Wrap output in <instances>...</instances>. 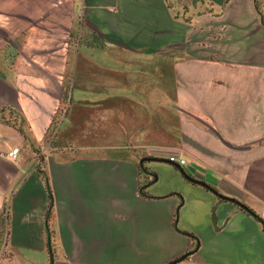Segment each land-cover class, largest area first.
Wrapping results in <instances>:
<instances>
[{
  "label": "crops",
  "instance_id": "obj_1",
  "mask_svg": "<svg viewBox=\"0 0 264 264\" xmlns=\"http://www.w3.org/2000/svg\"><path fill=\"white\" fill-rule=\"evenodd\" d=\"M179 1L0 0V264H49L48 233L53 264H163L180 231L175 264H264L262 224L171 164L138 191L173 156L264 222V0Z\"/></svg>",
  "mask_w": 264,
  "mask_h": 264
},
{
  "label": "water",
  "instance_id": "obj_2",
  "mask_svg": "<svg viewBox=\"0 0 264 264\" xmlns=\"http://www.w3.org/2000/svg\"><path fill=\"white\" fill-rule=\"evenodd\" d=\"M147 161H162V162H166L171 164L176 170L179 171V173L182 175V177L184 179H186L187 181L200 185L204 188H206L207 190H209L210 192H212L214 195H216L219 199L222 200H226L229 202H232L234 204H236L237 206H239L241 209L245 210L246 212H248L251 215H255L254 212L248 208L246 205H244L242 202H240L239 200L234 199L233 197H230L228 195L222 194L220 192H218L217 190H215L212 186H210L208 183H206L204 180L195 178L193 176H191L190 174L186 173L185 170L183 169L182 165H180L178 162L176 161H170L168 158H164V157H155V156H142L140 158H138V162H147ZM46 242H47V250H48V262L49 264H53V256H52V251H51V247L49 244V236L48 234L46 235ZM193 252V250H187L185 252H183L182 254L176 256L175 258L163 263V264H175L181 260H183L184 258H186L188 255H190Z\"/></svg>",
  "mask_w": 264,
  "mask_h": 264
},
{
  "label": "trees",
  "instance_id": "obj_3",
  "mask_svg": "<svg viewBox=\"0 0 264 264\" xmlns=\"http://www.w3.org/2000/svg\"><path fill=\"white\" fill-rule=\"evenodd\" d=\"M143 163L145 162L139 163L137 161L138 172L140 175V181H139V186H138L139 194L147 198L157 197V196L150 195L147 191L148 186L155 181L156 175L155 173L151 172L148 168L144 167ZM36 170L38 171L40 176L45 180L46 176H45V172L42 167L41 158H39L37 161ZM171 194H175L178 197V206H179L182 201L181 196L176 192H172ZM252 216L254 217V219H256L258 222L262 224V227L264 229V222L262 221V219L257 215H252ZM176 221H177V209L174 212L172 223H173L174 228L178 230L176 226ZM180 232L186 234L190 238L191 244L189 246V250L195 251L198 245L197 237L188 232H184V231H180Z\"/></svg>",
  "mask_w": 264,
  "mask_h": 264
},
{
  "label": "rangeland",
  "instance_id": "obj_4",
  "mask_svg": "<svg viewBox=\"0 0 264 264\" xmlns=\"http://www.w3.org/2000/svg\"><path fill=\"white\" fill-rule=\"evenodd\" d=\"M189 0H180L179 2L181 4H184V5H188V2ZM198 5H188L187 8L189 11H192V10H197L198 9ZM186 8V6H185ZM186 8V9H187ZM73 42H75V40H73ZM79 43L80 44H83V45H86V46H94V47H99V46H102V42L99 40V39H96V38H82L79 40ZM67 77L69 78V74L67 75ZM51 133H49V135L47 136L46 140L44 141V143L50 141V144L52 143V139H51ZM118 153H126L127 151L125 150H118L117 151ZM154 173V172H153Z\"/></svg>",
  "mask_w": 264,
  "mask_h": 264
},
{
  "label": "built area",
  "instance_id": "obj_5",
  "mask_svg": "<svg viewBox=\"0 0 264 264\" xmlns=\"http://www.w3.org/2000/svg\"><path fill=\"white\" fill-rule=\"evenodd\" d=\"M49 146H50V141L46 142L40 151H37V152L34 153L33 158H32V165L37 164L38 159L41 157V155L44 153V151H45L47 148H49ZM16 152H17V148L15 147V148H12V149L8 152L7 155H8L9 157H13V156L15 155ZM168 159H169L170 161H176V162H178L180 165H182V164L184 163L183 160H181V159H180V160H176V158L173 157V156H169ZM3 224H4L3 231L5 232V231H6V227H7L5 220L3 221Z\"/></svg>",
  "mask_w": 264,
  "mask_h": 264
}]
</instances>
